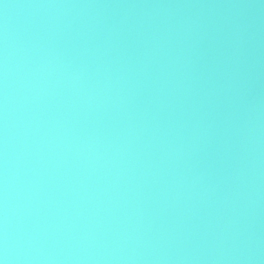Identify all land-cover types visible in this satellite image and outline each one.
<instances>
[{
  "label": "water",
  "instance_id": "water-1",
  "mask_svg": "<svg viewBox=\"0 0 264 264\" xmlns=\"http://www.w3.org/2000/svg\"><path fill=\"white\" fill-rule=\"evenodd\" d=\"M189 20L206 25L210 30L222 27L224 34L233 23L244 27L246 56L253 73L251 97L257 103L264 102L262 0H0V65L7 55L9 67L10 225L17 231L38 225L45 255L51 253L58 257L35 264H133L125 260L75 257L109 252L120 255L121 248L125 252L133 247L143 251L158 243L162 225L169 230L174 226L179 230L181 222L180 210L176 207L160 211L157 197L163 185L145 183L146 177L141 175L149 157L144 155L138 160L135 143L130 152H116L124 143L120 135L124 126L122 116L112 107L115 86L112 100L101 104L93 96L90 106L88 95L95 89L89 85L95 84L94 79L89 85L72 87L61 78L60 65L55 62L51 75L35 72L44 54L42 46L51 49L53 54L62 52L65 59L79 63L77 49L82 33L94 35V42H99L109 28L122 22L127 26L143 22L148 28ZM223 112V107L217 110V120L222 119ZM97 128L100 142L93 143ZM2 135L0 98V137ZM218 147L217 138L206 153L200 154V167L217 159ZM257 155L260 159L257 203L250 218L244 220V226L250 225L253 249L264 255V145ZM246 162L245 155L238 163L243 167ZM218 167L214 165L213 171ZM2 171L0 153V177ZM244 191H247L246 186ZM208 211L200 207L195 215L185 212L183 226L201 224V218L206 217ZM197 244L198 237L195 243L189 242V247ZM171 246L175 250L180 244ZM238 254L244 256L247 251ZM66 256L72 258L65 259ZM135 264L258 262L141 260Z\"/></svg>",
  "mask_w": 264,
  "mask_h": 264
},
{
  "label": "clouds",
  "instance_id": "clouds-1",
  "mask_svg": "<svg viewBox=\"0 0 264 264\" xmlns=\"http://www.w3.org/2000/svg\"><path fill=\"white\" fill-rule=\"evenodd\" d=\"M80 41L79 63L65 59L62 52L53 54L51 49L42 46L44 54L35 72L51 75L55 62L60 65L61 78L72 87L89 85L94 79L95 84L89 85L95 89L88 95L90 106L93 96L101 104L112 100L115 86L112 107L122 116L124 126L120 134L124 143L116 152H130L135 143L137 159L149 157L141 175L146 177L145 183L163 185L157 197L160 211L176 207L180 210L181 222L179 230L162 225L158 243L143 251L139 247H133L130 252L121 248L120 255L109 252L75 258L116 259L133 264L141 260L244 259L264 264V255L252 247L250 225L244 226V220L250 218L257 203L260 167L257 153L264 145V102L257 103L251 97L253 73L246 56L244 27L233 23L224 34L222 27L210 30L191 20L148 28L143 22L133 26L122 22L109 28L99 42H94V35L86 33L81 34ZM8 82L5 55L0 65L3 119L0 264L55 260L57 256L45 255L38 225L22 231L10 225ZM221 107L223 117L217 120V110ZM99 132L97 128L93 143L100 142ZM217 138V159L200 167V154L206 153ZM245 155L247 162L241 167L238 162ZM216 164L219 167L213 171ZM200 207L209 209L206 217L201 218L202 223L183 226L184 213L195 215ZM140 211L142 214L143 210ZM197 237V246L189 247V242L195 243ZM172 243L180 247L174 250ZM245 250L247 255L238 254Z\"/></svg>",
  "mask_w": 264,
  "mask_h": 264
}]
</instances>
